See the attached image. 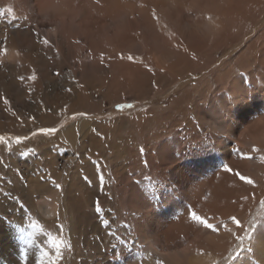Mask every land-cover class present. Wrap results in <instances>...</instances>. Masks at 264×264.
Wrapping results in <instances>:
<instances>
[{
    "label": "rangeland",
    "instance_id": "rangeland-1",
    "mask_svg": "<svg viewBox=\"0 0 264 264\" xmlns=\"http://www.w3.org/2000/svg\"><path fill=\"white\" fill-rule=\"evenodd\" d=\"M0 48L18 264H264V0H0Z\"/></svg>",
    "mask_w": 264,
    "mask_h": 264
},
{
    "label": "bare ground",
    "instance_id": "bare-ground-1",
    "mask_svg": "<svg viewBox=\"0 0 264 264\" xmlns=\"http://www.w3.org/2000/svg\"><path fill=\"white\" fill-rule=\"evenodd\" d=\"M260 59H261L262 62H264V55ZM235 97L237 99H241L242 98V94H241V92L239 90H235ZM45 189H46V185L45 184H40V188L38 190H44L45 191ZM21 195H23V194H21ZM2 200L3 201L0 200V211L2 213H6L7 210H5L6 207H4V205L6 204V202H5L6 199L5 200L2 199ZM42 210H44L45 213L49 212L48 209L45 208V207L42 208ZM6 227H7V225L2 224V220L0 218V264H15V263H17L16 261H17L18 253L20 251L19 250L20 240H19L18 237H13L12 235H10L7 232ZM11 234H13V232Z\"/></svg>",
    "mask_w": 264,
    "mask_h": 264
},
{
    "label": "snow or ice",
    "instance_id": "snow-or-ice-1",
    "mask_svg": "<svg viewBox=\"0 0 264 264\" xmlns=\"http://www.w3.org/2000/svg\"><path fill=\"white\" fill-rule=\"evenodd\" d=\"M43 42H44V43H48V41H47L46 39H45ZM6 51H7L6 48H0V54H4V53H6ZM31 78L34 80L36 77H35V75H33ZM69 91H70V89H69ZM4 102H5V104L8 103V101H7L6 99H5ZM54 131H56L55 128H45V129H41V132H44V133H51V132H54ZM3 139H4L3 137H0V142H2ZM20 142H21L20 139L17 138L16 143H20ZM241 179H245V178H244V177H241ZM247 182H248V183H252L251 180H247ZM57 187H59V185H57ZM99 210H100V209L97 208V211H99ZM193 217L195 218V217H199V216L193 214ZM199 218H200V220L202 221V224H203L206 228H208V229H215L216 227H218L217 225H213V224H209V223H207V222H206L205 220H203L201 217H199ZM232 222L235 223L237 226L240 225V221L237 220L235 217L232 218ZM43 255L47 256L48 254H47V253H43ZM53 264H55V262H53Z\"/></svg>",
    "mask_w": 264,
    "mask_h": 264
}]
</instances>
